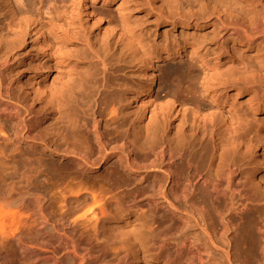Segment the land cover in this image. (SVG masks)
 <instances>
[{"label":"bare ground","instance_id":"1","mask_svg":"<svg viewBox=\"0 0 264 264\" xmlns=\"http://www.w3.org/2000/svg\"><path fill=\"white\" fill-rule=\"evenodd\" d=\"M160 1L185 32L178 48L166 41L157 49L122 9L120 23L103 20L96 5L112 0H71L69 17H50L52 27L21 0L10 10L22 31L36 21V45L55 40L68 71L60 85L32 86L28 99L6 72L13 42L5 40L8 51L0 40V264H151L157 256L164 264H264V160L253 170L243 163L264 139V127H253L264 111V0ZM211 20L222 38L213 65L200 52V29ZM16 28L0 38L14 41L22 35ZM238 44L255 61L235 69ZM183 52L203 66L207 104L192 89L188 98L172 88L155 95L154 61ZM133 61L144 66L139 80L121 73ZM244 86V111L212 108L220 89H236L235 99ZM143 96L152 100L144 124L145 108L136 121L121 109ZM47 112L59 119L53 136L34 127Z\"/></svg>","mask_w":264,"mask_h":264},{"label":"rangeland","instance_id":"2","mask_svg":"<svg viewBox=\"0 0 264 264\" xmlns=\"http://www.w3.org/2000/svg\"><path fill=\"white\" fill-rule=\"evenodd\" d=\"M22 3L29 8V13L34 14L35 19L38 18L39 21L48 25V27H52L50 25L49 18L52 16H66L69 17V14L66 12L69 9V4L71 0H21ZM113 2L109 5H96V9L101 10L100 15L103 20H107L111 22L113 25H116L121 22L120 10L125 13H129L130 15V24L135 28L136 32L141 34V37L145 40H154L157 45V49L160 45L167 41L168 47L178 48L179 45L176 44V41L182 42L184 31H180V27L177 23H171V20L167 15H169L170 8L167 5H164L160 0H112ZM32 4V5H31ZM17 0H0V36L8 33L11 29H15L17 25L10 22L12 8L15 10L17 6ZM36 13V14H35ZM12 20V19H11ZM25 20V19H23ZM50 23H49V22ZM211 22L204 28L202 27L200 30V36L205 39L206 44L200 48V52L203 54L204 58L210 63L214 60V62L210 63L213 65L215 63V56L217 55L215 48L220 46L221 39H217L214 36V32L211 28ZM27 24L24 25L23 31L20 30L21 34L17 38H5L0 40L9 45H11V59L8 62L6 72L8 75V79L11 81L13 88H16V91L25 96L28 99H31L32 92L31 90L38 86H44L45 89H50L51 87L60 85L65 82L67 79V71L66 64L58 62L57 54L60 52L58 49L55 40L50 37L49 42H45L38 38V45H36V38L39 35V31L37 30L36 21L33 19H29ZM70 28L69 26H67ZM213 27V26H212ZM79 28V27H78ZM87 29V28H86ZM83 32H88L89 30L81 29ZM8 31V32H7ZM92 34V33H91ZM100 38L105 37L98 32ZM81 36V35H80ZM82 36L81 38H83ZM165 38V39H164ZM215 38V39H213ZM12 39V40H11ZM213 39V40H212ZM214 44H209L210 41ZM229 45L234 44L230 39H226ZM208 42V43H207ZM162 43V44H161ZM179 43V44H180ZM53 44V45H51ZM182 44V43H181ZM8 44L6 43L5 46ZM8 45V48L10 47ZM85 46V42H82L80 46L77 47L78 51H83ZM13 47V48H12ZM53 47V48H52ZM86 47V46H85ZM41 49L44 50V53L40 58L35 59L34 56H37L41 53ZM9 51V50H8ZM78 52V54H79ZM10 53V52H9ZM252 53V54H251ZM76 54V53H75ZM232 54V62L236 65L235 69L239 68L244 64H251L255 60L253 52L248 50L246 46L236 45L231 52ZM253 55V56H252ZM254 58V59H252ZM37 61H39L37 63ZM243 62V63H241ZM124 63V62H123ZM238 64V65H237ZM240 65V66H239ZM124 68L121 73H124L127 77H132L135 80H139L138 74L140 70L144 67L137 61H133L131 63H124ZM239 66V67H237ZM37 69H39L40 73L36 75ZM234 69V70H235ZM82 71L81 68H77ZM203 66L201 62L197 61L191 54L183 52L182 54L168 58V59H157L154 61V73L156 78V92L155 95L162 94L166 88H172L178 93V97L188 98L189 93H187L188 89L194 90L197 96V99L202 104L209 103V99L205 98L202 93L201 81H202V73ZM83 73V72H81ZM198 75V76H197ZM10 76V77H9ZM12 79V80H11ZM33 86V87H32ZM236 89H226V91H221L220 97L218 101L214 102L212 105L213 109H217L220 111H225L227 115L233 112H241L243 109L247 107L246 104L243 103L244 98L247 95L248 86H244L240 91V94L232 99L230 94L235 92ZM15 91V89H14ZM15 91V92H16ZM27 91V92H25ZM16 92V93H17ZM29 92V93H28ZM17 93V94H18ZM28 93V94H27ZM30 97H29V96ZM143 100L140 97L135 98L131 97L130 100H125L123 105L121 106L122 112L124 115L130 117V119L135 120L134 118H138L141 114L142 110L145 108V114L141 118V123H147L150 116L148 113L150 110L151 99L143 96ZM80 104V103H79ZM125 104V105H124ZM231 104V106H230ZM81 105V104H80ZM83 105V104H82ZM42 104L37 103V108H41ZM149 109V110H148ZM243 110V111H244ZM73 111V110H72ZM74 113H77L74 111ZM46 114V113H44ZM45 116V115H44ZM74 118H78L76 115H71ZM76 116V117H75ZM249 116H252L249 113ZM57 115H53L47 112V116L44 119L38 118L34 122L35 130H39L42 133H46L48 136H53V131L56 132L57 126L60 125L59 119H57ZM136 123V122H135ZM179 124V120L177 117L172 119V125ZM136 125V124H135ZM253 127L261 131L264 127V111H257L255 113V117L253 119ZM112 129V127H111ZM110 128H107L109 133H113ZM263 132V131H262ZM146 133V132H145ZM261 134V133H260ZM25 147V145H22ZM23 147V148H24ZM38 148V146H37ZM45 155L47 159L50 160H61L62 162H67V160L59 158L57 154L51 153L50 151H45ZM257 158H262L264 160V139L260 140L259 145L256 148V152L249 151L247 153L246 158L244 159V166L248 169L253 170L257 168ZM257 173V172H256ZM255 173V174H256ZM264 173V172H262ZM131 226L127 225L126 229H131ZM151 264H164V256H157L156 258H148ZM137 264H143L142 262H137ZM166 264V263H165ZM172 264V263H167Z\"/></svg>","mask_w":264,"mask_h":264}]
</instances>
